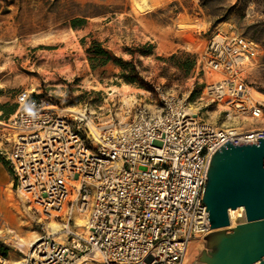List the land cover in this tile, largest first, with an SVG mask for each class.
Listing matches in <instances>:
<instances>
[{
	"label": "built area",
	"instance_id": "1",
	"mask_svg": "<svg viewBox=\"0 0 264 264\" xmlns=\"http://www.w3.org/2000/svg\"><path fill=\"white\" fill-rule=\"evenodd\" d=\"M261 49L244 35H211L197 57V71L208 77L201 99L223 106L230 119L263 118L247 74ZM159 92L157 111L139 107L122 126L98 123L86 109L59 111L28 90L18 95L2 154L16 192L61 229L16 261L0 253V264H183L188 246L206 241L212 155L228 140L258 144L264 126L221 128L187 98Z\"/></svg>",
	"mask_w": 264,
	"mask_h": 264
},
{
	"label": "rangeland",
	"instance_id": "2",
	"mask_svg": "<svg viewBox=\"0 0 264 264\" xmlns=\"http://www.w3.org/2000/svg\"><path fill=\"white\" fill-rule=\"evenodd\" d=\"M147 1L149 9L142 12L135 0H0V241L9 247L11 260L28 253L36 236L58 235L16 192L2 154L21 92L28 90L59 111L86 109L98 123L122 126L139 107L157 111L163 90L187 98L194 112L218 127L264 126V117L254 123L229 121L223 106L202 100L208 77L196 68L199 53L215 32L247 36L262 48L258 64L247 71L248 84L253 96L254 91L264 94V0ZM93 39L132 61L143 82L115 77L120 69L112 63L93 71L86 53ZM149 44L153 54L142 55ZM173 54L177 58H170ZM254 98L264 103V98ZM194 243L198 255L191 264H205L196 257L206 241Z\"/></svg>",
	"mask_w": 264,
	"mask_h": 264
},
{
	"label": "water",
	"instance_id": "3",
	"mask_svg": "<svg viewBox=\"0 0 264 264\" xmlns=\"http://www.w3.org/2000/svg\"><path fill=\"white\" fill-rule=\"evenodd\" d=\"M203 202L213 230L197 260L205 264H264V137L258 144L230 140L213 155ZM245 208L231 226L230 209Z\"/></svg>",
	"mask_w": 264,
	"mask_h": 264
},
{
	"label": "trees",
	"instance_id": "4",
	"mask_svg": "<svg viewBox=\"0 0 264 264\" xmlns=\"http://www.w3.org/2000/svg\"><path fill=\"white\" fill-rule=\"evenodd\" d=\"M79 20H73L72 25L76 27L79 25ZM85 40L82 43L85 45ZM154 46L149 44L148 49L141 51L142 55H151L153 54ZM87 57L90 63V66L93 71H97L99 68H104L108 64L112 63L117 68L120 69L119 73H114L113 75L119 79L124 80L127 83H136L138 80L142 81L139 76V71L137 70L135 64L132 61L124 60L123 58L117 57L113 52L107 49L102 42L99 40L93 39L86 47ZM178 54H173L170 58H177ZM9 247L0 241V253L7 255Z\"/></svg>",
	"mask_w": 264,
	"mask_h": 264
},
{
	"label": "bare ground",
	"instance_id": "5",
	"mask_svg": "<svg viewBox=\"0 0 264 264\" xmlns=\"http://www.w3.org/2000/svg\"><path fill=\"white\" fill-rule=\"evenodd\" d=\"M156 5V4H155ZM135 6H136V8L139 10V11H142V12H144V10H146L148 7H149V4H148V1L147 0H135ZM149 9V8H148ZM147 11V10H146ZM128 96H130L129 98H132L134 95H128ZM254 96L258 99V98H264V94H262L261 92H258V91H254ZM135 97V96H134ZM127 98V97H126ZM129 101V100H128ZM74 110V109H73ZM229 119V121H230V118H228ZM236 120H237V118H235ZM236 120H234V123L235 122H237ZM248 122H250V123H254V121L253 120H251L250 119V121H248ZM228 124H230V123H227L226 122V126L228 125ZM231 126V125H230ZM229 127V126H228ZM228 127H224V128H228ZM240 129H238V131H239ZM11 191H12V189H11ZM244 210H245V208L244 207H238V208H236V209H230V211H229V214H230V217H231V223H232V226L233 225H235L236 223H237V217L238 216H240L241 214V212H244ZM235 212V213H234ZM76 220H77V224H84V220L82 219V218H80V217H77L76 218ZM51 225H52V227H53V229H54V231H55V233L56 232H58L60 229H61V225L58 223V222H55V223H50ZM3 232V231H2ZM41 239V237H38V236H36L35 237V239H34V241L33 242H30L29 244H28V246H30V248H31V246H32V244H34L35 242H37V241H39ZM18 242L19 243H27V241H25L23 238H18ZM29 248V249H30ZM197 249H198V245L196 244V243H194V242H192L189 246H188V248H187V250H186V252H185V258H184V263L183 264H191V263H193L194 262V259H195V256H197L198 254H195V252L197 251ZM199 253V252H198ZM14 261H16V260H14Z\"/></svg>",
	"mask_w": 264,
	"mask_h": 264
}]
</instances>
